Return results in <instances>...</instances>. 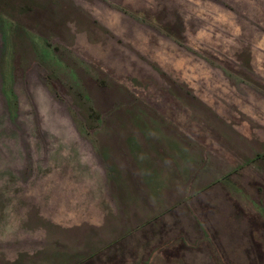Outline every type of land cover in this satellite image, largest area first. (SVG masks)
<instances>
[{
    "label": "rangeland",
    "instance_id": "1",
    "mask_svg": "<svg viewBox=\"0 0 264 264\" xmlns=\"http://www.w3.org/2000/svg\"><path fill=\"white\" fill-rule=\"evenodd\" d=\"M0 27V202L59 216L45 262L264 264V0H0ZM106 142L133 169L94 220Z\"/></svg>",
    "mask_w": 264,
    "mask_h": 264
},
{
    "label": "crops",
    "instance_id": "2",
    "mask_svg": "<svg viewBox=\"0 0 264 264\" xmlns=\"http://www.w3.org/2000/svg\"><path fill=\"white\" fill-rule=\"evenodd\" d=\"M1 30L2 28L0 27V59L1 57L4 58L6 56L4 51H2V47L4 48L7 42V35ZM2 94L5 98L6 106L8 107L9 95L6 94L4 90L2 91ZM109 143L110 142L105 143L107 151H103L105 149L101 148L103 149L102 152L97 153V159L99 162L96 161L97 159H94L98 165V167H96L98 183L95 184L93 180H90V178L87 177V181H91L94 185L93 188L98 187L97 191L93 190L92 187L91 190L98 194L99 196L97 198H101L103 202V205L101 204L97 206V208H99V212L95 211V217L93 216L94 220H96V215L97 217L99 216L101 220L105 217V212L103 211L102 214L100 210L102 206L103 209L106 208V206L114 208L112 214L116 212L117 207H123L117 196V177L123 175L124 171L130 173L133 169V162L131 160L126 161L123 156L121 142L119 145L117 143L116 147L114 144L115 153L110 152L109 155L110 160H114V162L109 163L108 155L105 153L109 152L108 147L110 150ZM129 156L134 157L132 154H129ZM120 162L122 166L124 164V168L121 167ZM134 164L136 166V161ZM111 193L115 195V200ZM91 194L92 192L87 188V207H89V210L87 211V223L89 224H92L90 223L92 218L89 219L92 217V209H90V201L92 199ZM0 203L2 204L0 205V264H52L51 262H45L43 256H50L51 253L52 255H56L55 252L57 253L59 250L57 249L56 251L55 249L56 243H44L46 238L45 234H48L46 228H44V223L47 225H51V223L57 225L59 223L56 219H58L59 216L56 218V215H53V213L51 216H46L42 210L44 206L38 202L29 206L15 205L9 201H2ZM21 208L22 210H20ZM33 216L40 221L39 224H34L33 222L30 223ZM52 241L54 242L55 239H52ZM69 252H71V250L67 251V253ZM74 254H76V252H74ZM74 261H69L67 264L73 263Z\"/></svg>",
    "mask_w": 264,
    "mask_h": 264
}]
</instances>
